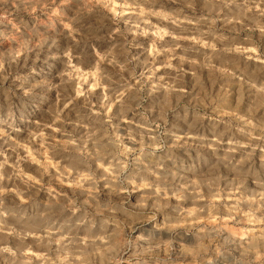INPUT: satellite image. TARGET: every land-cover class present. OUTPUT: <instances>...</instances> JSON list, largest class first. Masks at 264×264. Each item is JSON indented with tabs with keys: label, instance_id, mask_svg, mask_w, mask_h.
Here are the masks:
<instances>
[{
	"label": "clouds",
	"instance_id": "obj_1",
	"mask_svg": "<svg viewBox=\"0 0 264 264\" xmlns=\"http://www.w3.org/2000/svg\"><path fill=\"white\" fill-rule=\"evenodd\" d=\"M29 2L33 15L22 24L18 47L7 52L0 34V140L19 157L9 180L27 175L20 168L23 164L34 173L27 177L33 181L29 189L39 191L55 185L61 189V198L42 204L30 195L28 208L15 202L5 207L0 200V264H32L33 259L43 264H83L86 255L94 258L93 264H106L112 253L128 249L131 264H163L157 243L149 244L143 252L131 240L120 244L118 231H109L104 219V213H111L113 208L101 201L116 198L133 184L137 189H152L145 193L146 198L168 190L178 199L199 201L205 199L203 192L207 190L212 194L211 207L219 211L216 200L222 191L221 177L225 184L242 179L235 172L249 164L254 149L260 148L264 154V147L258 143L264 142V78L256 75L264 72V60L253 72L242 70L238 94L235 89L229 91L228 78L223 75L219 91H215L216 79L209 84L201 74L203 68L214 67L213 54L248 49L217 50L215 44L208 43L205 37L214 36V30L209 25L208 31H201L200 25L208 16L195 15L197 0ZM221 3L236 4L239 11L233 20L243 25L241 30L247 32L249 43H255L254 35L264 40V0H203L210 11ZM125 12L133 13L134 18L124 20ZM65 23L71 26L67 30L62 27ZM49 29L55 35L48 44L50 55L44 63L49 71L44 74L37 71L36 61L21 59V53L28 52L29 45L43 39ZM165 36L173 37L176 43L172 47L161 45ZM141 37L147 39L141 41ZM149 40L150 46H145ZM54 47L57 51L52 52ZM133 48L143 51L133 54ZM177 48L185 53L208 48L212 54L205 53L203 60L177 57ZM173 59L179 63L174 65ZM185 61L191 65L190 73L183 67ZM160 68L167 71L153 80ZM238 152L239 159L235 155ZM8 159L11 155L0 163V182L5 179L3 168ZM68 189L71 196L66 194ZM77 189L87 193V200L81 204L75 201ZM8 190L0 187V194ZM50 195H57L55 189ZM89 203L95 212L87 210ZM208 206L198 207L191 214L203 213ZM151 210L155 215L170 211L163 203ZM236 210L233 207L228 212ZM257 223L264 224V220ZM223 230V223L195 232L191 227L186 229L199 241L193 249L194 261L199 256L200 264H204L210 247L203 244L200 233L218 235ZM253 231L250 229V234ZM259 231L258 243H253L256 237L248 240L247 251L256 256L247 264H264V228ZM79 232L87 238L82 239ZM9 237L18 240L12 243ZM176 238L183 239L184 234L176 233L172 239ZM139 239L149 237L141 235ZM32 248L36 251H30ZM225 253L232 256L227 249L218 255ZM233 264H237L236 257Z\"/></svg>",
	"mask_w": 264,
	"mask_h": 264
},
{
	"label": "rangeland",
	"instance_id": "obj_2",
	"mask_svg": "<svg viewBox=\"0 0 264 264\" xmlns=\"http://www.w3.org/2000/svg\"><path fill=\"white\" fill-rule=\"evenodd\" d=\"M240 2L241 0H237V3ZM117 3L123 4L124 0H117ZM165 10L171 11L169 8ZM117 11H121V9L118 8ZM238 11L239 9L236 4H229L227 6L222 3L216 4L210 11L203 6V0H197L196 3L195 15L208 16V21L200 25L201 31H208L209 25L214 30V36L205 37L208 43L215 44L217 50L225 47L248 49L246 52L217 51L213 54L211 64L214 67L211 69L203 68L201 74L209 84L211 83V79H216L217 87L215 91H219L220 77L223 75L228 78V83L230 84L229 91L235 89L236 94H238L240 91L239 77L243 75L242 70L247 69L249 72H253L255 67L260 63V60H264V40L257 39L256 35L253 36L255 43H249L245 39L247 32L241 30L243 25L235 23L233 20V17ZM188 14L191 15L190 12ZM32 15L33 6L29 0H0V34H2L3 46L7 49V52H11L14 47H18L16 41L19 32L22 31V24L31 19ZM130 16L134 18L133 13L125 12L123 19L127 20ZM153 20L155 23V18ZM62 27L67 30L71 26L65 23ZM187 27L193 28L194 25H187ZM149 30L151 31L153 29L150 28ZM54 35L53 30L49 29V32L45 34L43 39H36L34 43L29 45L28 52L21 53V59L27 58L36 61L37 71L43 70V73L47 74L49 67L48 64L44 63V60L46 56L50 55L48 44ZM221 36L228 37L229 39L224 41L215 39V37ZM129 39H131L130 36ZM140 39L141 41H145L147 38L141 37ZM175 43L176 41L170 36H165L164 40L161 41V45L165 47H172ZM180 43L187 45L190 42L180 41ZM150 44L151 41L149 40L145 46H150ZM196 47L199 48L200 46L197 45ZM51 51L55 52L57 49L54 47ZM142 51V48L132 49L133 54ZM7 52L5 53L6 55ZM205 53L212 54V49L201 48L200 52L185 53L182 48H177L175 55L177 57L187 55L189 58L203 60ZM249 56H258L259 59H248ZM172 63L176 65L179 61L173 59ZM183 67L186 72L190 73L191 65L187 61L184 62ZM165 71L167 70L160 68L153 80L164 75ZM137 74H139V69H137ZM256 75L259 78H264V72L256 73ZM187 79L188 77H186ZM84 87L86 88L87 85ZM90 99L92 98L90 97ZM82 100L83 97L80 98V101ZM56 102H60L59 92L56 93ZM92 103L96 104V100L93 99ZM48 131H51V129ZM57 137L59 138V134H57ZM258 143H261V146L264 147V142ZM252 151L253 149L246 150V152ZM0 152L5 153V155H0V163L5 160V156L11 155V159H8L7 164L3 168L5 179L3 182H0V187L9 189L3 194H0V200L4 201L5 207H12L13 202H15L17 204H23L25 208H28L32 203V200H29L30 195L33 200L42 204H46L50 198H61V189L55 185L41 188L39 191L35 188L29 189L28 185L33 183V181H28L27 177L34 175V173L30 172L23 164L20 165V168L27 175L22 179L17 177L14 181L9 180L8 177L16 171L15 162L19 157L8 151V145L4 143V140H0ZM20 155H24V152L21 151ZM235 155L237 159L240 158L239 152ZM261 163H264V154L261 153L260 148H255L249 164L245 165L243 171L237 169L235 172V175L237 177L242 176V179L225 184L221 177L219 187L222 191L220 198L216 200L219 211L211 207L212 194L207 190L203 192L205 199L199 201L178 199L168 190H165L159 196H149L146 198L145 193L151 192L152 189H145L143 186L137 189L135 184H133L128 186L127 191L121 190L119 196L116 198L101 201L102 204L113 208L111 213H104V219L108 221L109 231H118V238L121 245L125 240H131L136 244L137 250L143 252L149 244H159L161 247L157 248L156 251L161 256L163 264H193L195 255L193 249L199 244V241L192 233L186 232V229L191 227L193 232H195L198 228H211L214 225L219 226L220 223H223L224 230L218 235H206L204 232L200 233V236L204 237L203 244L210 245L205 254L206 259L204 264H208L209 260L211 264H233V257H236L237 264H241V262L247 264L250 258L256 256V253H249L247 251L250 247L248 240L256 237L253 243H258L260 240L259 230L264 228V224L257 223V221L264 220V167H260ZM180 182L182 183L183 180L181 179ZM42 183L44 182L42 181ZM136 183H139V181ZM53 189H55L57 194L55 196L50 195ZM105 191H107L106 187ZM76 193L75 201L77 204H81L82 200H87V193L84 189H77ZM66 194L71 196L72 190L68 189ZM25 201L28 203L24 204ZM161 203L166 204L170 211L166 214L161 213L155 215L151 209L159 207ZM205 204L209 205L205 212L197 213L195 216L191 214L196 208L204 207ZM233 207H236L237 210L229 214L228 209ZM116 209L119 210L117 211ZM87 210L89 212H95V208L91 203L87 205ZM31 211L29 209L28 214H31ZM244 213H250V215H244ZM154 215L155 218H153ZM233 217L235 218L233 219ZM62 222L57 221L58 224ZM250 229H255V231L250 234ZM94 232L99 234L98 229H94ZM176 233H183L184 238L172 239ZM77 235L82 239L87 238L84 232H79ZM141 235L149 237V239L141 241L139 239ZM31 239L32 237L28 238L29 241ZM9 240L12 243H16L18 238L9 237ZM225 249H227V252H231L232 256H228L227 253L223 256L218 255V252H224ZM30 251H36V249L32 248ZM130 251L131 249L119 253H112L111 258L106 264H124V261H129ZM93 259V257L86 255L83 264H93ZM17 264H20V262H17ZM32 264H43V262L33 259ZM65 264H68V262L66 261ZM76 264H82V262L76 261ZM129 264H131L130 261ZM194 264H200L199 256H195Z\"/></svg>",
	"mask_w": 264,
	"mask_h": 264
}]
</instances>
